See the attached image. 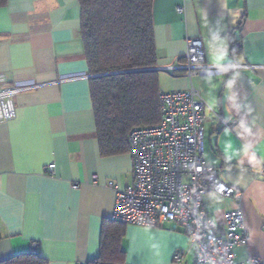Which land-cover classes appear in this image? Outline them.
<instances>
[{"label": "crops", "instance_id": "1", "mask_svg": "<svg viewBox=\"0 0 264 264\" xmlns=\"http://www.w3.org/2000/svg\"><path fill=\"white\" fill-rule=\"evenodd\" d=\"M239 23L242 47L232 56L230 32ZM154 28L160 65L184 53L188 37L202 38L207 62L231 64L191 77L162 70L161 89H199L206 162L242 193L238 201L209 190L206 208L223 223L240 207L250 240L236 247V259L264 257V0H155ZM0 73L34 84L14 96L16 117L0 121V259L37 245L48 264H86L100 254L112 217L108 181L134 177L130 151L100 152L80 1L0 4ZM123 246L125 264H195L190 235L170 223L127 224ZM178 249L185 251L176 261Z\"/></svg>", "mask_w": 264, "mask_h": 264}, {"label": "built area", "instance_id": "2", "mask_svg": "<svg viewBox=\"0 0 264 264\" xmlns=\"http://www.w3.org/2000/svg\"><path fill=\"white\" fill-rule=\"evenodd\" d=\"M181 9L182 7H178ZM184 53L170 64L156 68L172 74L192 76L205 71L216 74L231 64H211L201 37H188ZM34 84L10 81L0 73V121L16 117L14 96ZM160 121L139 126L129 134L133 159V181L108 184L116 198L112 218L142 226L171 224L188 233L196 245L195 264H264V257L253 255L236 259V247L247 244L250 233L240 207L230 209L219 223L207 210L203 194L215 190L238 201L242 193L222 180L205 158V113L207 106L198 88L161 90ZM224 125L229 121L218 116ZM47 170L54 171L51 163ZM184 249L174 252V260L183 257Z\"/></svg>", "mask_w": 264, "mask_h": 264}, {"label": "trees", "instance_id": "3", "mask_svg": "<svg viewBox=\"0 0 264 264\" xmlns=\"http://www.w3.org/2000/svg\"><path fill=\"white\" fill-rule=\"evenodd\" d=\"M6 0H0V4ZM81 34L89 65L96 136L102 155L130 151L129 134L160 121L161 72L154 28L155 0H79ZM230 32V52L237 55L241 36ZM164 71V70H163ZM126 223L106 219L100 254L86 264H125ZM2 235L0 233V239ZM0 264H48L34 245Z\"/></svg>", "mask_w": 264, "mask_h": 264}]
</instances>
